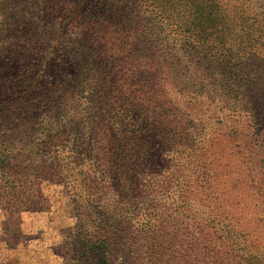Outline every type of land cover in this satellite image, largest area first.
Wrapping results in <instances>:
<instances>
[{
  "label": "rangeland",
  "instance_id": "1",
  "mask_svg": "<svg viewBox=\"0 0 264 264\" xmlns=\"http://www.w3.org/2000/svg\"><path fill=\"white\" fill-rule=\"evenodd\" d=\"M0 264H264V0H0Z\"/></svg>",
  "mask_w": 264,
  "mask_h": 264
},
{
  "label": "trees",
  "instance_id": "2",
  "mask_svg": "<svg viewBox=\"0 0 264 264\" xmlns=\"http://www.w3.org/2000/svg\"><path fill=\"white\" fill-rule=\"evenodd\" d=\"M2 166V165H1ZM3 168V167H2ZM2 170V169H1ZM26 209L25 210H32L30 207H25ZM39 210H41V209H39ZM94 247H91V249H93ZM93 251H94V249H93Z\"/></svg>",
  "mask_w": 264,
  "mask_h": 264
}]
</instances>
